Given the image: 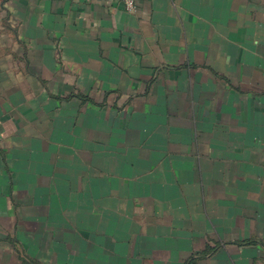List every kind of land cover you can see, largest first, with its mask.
I'll return each mask as SVG.
<instances>
[{
  "label": "crops",
  "instance_id": "crops-1",
  "mask_svg": "<svg viewBox=\"0 0 264 264\" xmlns=\"http://www.w3.org/2000/svg\"><path fill=\"white\" fill-rule=\"evenodd\" d=\"M0 264H264V0H0Z\"/></svg>",
  "mask_w": 264,
  "mask_h": 264
},
{
  "label": "built area",
  "instance_id": "built-area-1",
  "mask_svg": "<svg viewBox=\"0 0 264 264\" xmlns=\"http://www.w3.org/2000/svg\"><path fill=\"white\" fill-rule=\"evenodd\" d=\"M123 5H124V8L127 10V11H134L137 7V0H121Z\"/></svg>",
  "mask_w": 264,
  "mask_h": 264
}]
</instances>
